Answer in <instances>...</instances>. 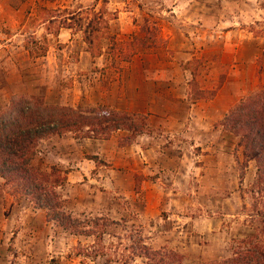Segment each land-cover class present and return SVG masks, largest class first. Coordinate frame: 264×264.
Wrapping results in <instances>:
<instances>
[{"label":"rangeland","instance_id":"obj_1","mask_svg":"<svg viewBox=\"0 0 264 264\" xmlns=\"http://www.w3.org/2000/svg\"><path fill=\"white\" fill-rule=\"evenodd\" d=\"M262 91L264 0H0V114L22 100L129 117L31 156L94 235L48 221L0 177V264H225L254 236L264 247L256 163L223 125Z\"/></svg>","mask_w":264,"mask_h":264},{"label":"trees","instance_id":"obj_2","mask_svg":"<svg viewBox=\"0 0 264 264\" xmlns=\"http://www.w3.org/2000/svg\"><path fill=\"white\" fill-rule=\"evenodd\" d=\"M68 29L72 31V27ZM88 31L92 34L93 27L89 26V30L83 32L85 42L91 44ZM81 111L41 106L38 102L33 105L22 100L11 101L7 109L0 114V177L15 193L27 197L35 206L48 211V221L57 223L71 234L90 236L94 233L81 230L84 228L82 222L59 210L61 202L53 190L58 179L49 180V174L31 165L34 148L44 138L78 131L84 125L108 124L111 129H118L129 120L128 116L116 112L96 109L92 110L94 117H90L83 115ZM223 123L238 134L246 156L255 161V187H261L264 191V91L233 107ZM261 233L264 235V229ZM241 243L248 245V248L243 250L245 245L239 248V251L234 252L233 258L225 264H264V247L260 237L254 236L253 239ZM147 258L150 264H179L176 260L179 258L174 253L162 255L151 252Z\"/></svg>","mask_w":264,"mask_h":264},{"label":"crops","instance_id":"obj_3","mask_svg":"<svg viewBox=\"0 0 264 264\" xmlns=\"http://www.w3.org/2000/svg\"><path fill=\"white\" fill-rule=\"evenodd\" d=\"M68 31H69L68 29H65V34L68 33ZM65 34H64V35H65Z\"/></svg>","mask_w":264,"mask_h":264}]
</instances>
